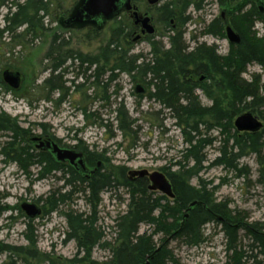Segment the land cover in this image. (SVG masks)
I'll return each instance as SVG.
<instances>
[{
  "label": "trees",
  "instance_id": "trees-1",
  "mask_svg": "<svg viewBox=\"0 0 264 264\" xmlns=\"http://www.w3.org/2000/svg\"><path fill=\"white\" fill-rule=\"evenodd\" d=\"M4 1L0 0V6ZM231 1L234 0H220L224 3V18L221 15L213 18L202 30L203 34L223 39L225 27L229 25L239 35V43H228L227 52L223 55L217 52V46L196 41H192L195 43L193 50H186L183 37L185 26L191 19L188 9L193 7L196 11L200 10L204 0H167L155 9L156 22L165 31L168 48L162 49L161 43L154 41L153 36L147 35L145 40L150 46L149 57L142 54L129 55L131 44L128 41H120V36L125 39L134 25L125 24L123 29L113 31L101 51L104 64L102 67L97 66L92 73L93 82L100 84L99 74L103 71L109 72L106 83H102L103 100L107 98L105 94L107 86L116 78L114 70L132 75L134 82L147 86L148 89L153 84V92L139 94L138 98L151 97L162 103L163 108L168 110L185 136L187 147L183 150L181 159L165 168L164 174L171 183L173 200L148 191L146 178L130 181L127 168L124 166H103L105 162L103 155L89 151V164L95 165L100 161L101 165L88 179H81L74 172L69 191L71 197L67 193L55 195L51 190L44 198L42 196L37 198L35 202H42V216L60 212L64 217L66 235L63 242L71 240L76 246L74 258L67 261V264H146L147 261L149 264H180L169 248V242L178 241L189 247H197L205 241L203 227L210 222L219 225L223 233L226 253L224 264H247L249 259L251 264H264V223H247L244 221L247 215L229 209L226 201L216 202L212 195L217 185L211 189H207L206 184L201 181L196 186L191 185V180L198 179L203 164L207 161L205 148L217 140V137L208 135L211 129H218L222 140L217 148V156L209 165L224 166L234 171L237 176H246L249 174L248 168L240 166L238 162L246 155L253 154L259 165L257 182L264 185V127L256 132L240 133L233 126V118L239 114L256 113L264 119V93L262 94L264 83H261V75L253 73L249 81L242 77L247 65L257 64L264 69V36L258 37L254 29L256 22L264 26V11L259 9V5L264 7V0H239L233 6L230 4ZM11 5L14 11L8 9L4 15L5 25L0 29V35L7 33L12 38H17L19 34L16 36L13 32L20 26H25L23 33H20L23 36L45 29L42 22L47 11L45 0H23L21 3L19 0H13ZM54 38L57 39V36ZM195 39L196 36L192 35L191 40ZM66 45L65 41L58 42L56 46L50 47L47 56L52 54L53 47H56L57 55L77 60L79 69L77 74L80 72L85 75L97 56L85 58L86 56L80 54L73 55L62 50ZM109 57L113 58L111 64H107ZM11 64L6 63L5 68L13 66ZM58 65L59 63L55 64L49 76L43 80L44 89L48 94L54 88L58 95L60 94L56 104L68 93V87H64L61 75L54 73ZM108 65L110 67H106ZM72 67L74 64L71 63L65 69ZM107 68L111 70L107 71ZM201 76L203 81L199 80ZM85 77L88 79L89 75ZM195 77L198 78L197 81L193 80ZM191 81L193 85L190 84ZM71 82L74 83V79ZM80 86L77 85L76 88L79 89ZM50 89L52 90L49 91ZM195 89L201 90L204 96L212 100L209 107L200 104L198 96L193 93ZM45 98L49 99V95ZM82 112L86 118L94 115L88 114L86 108H82ZM114 113L116 129L121 137L130 136V144L135 145L137 133L136 129H133L135 119L130 117L121 102L116 105ZM98 125L106 128L110 123L100 119ZM40 126L44 128L47 125ZM0 131L10 134L13 139H18V136L29 132L19 128L15 120L5 113L0 114ZM110 135L113 136V133ZM83 148L87 151L85 145ZM4 149V157L17 161L20 169L28 173L29 165L26 163L29 160L28 153L21 151L19 145L13 146L10 143ZM171 166H175L176 170L170 171ZM48 172L50 173V170ZM118 190L128 196L126 210L114 219L112 226L114 237L107 241L104 230L98 225L97 209L101 201L100 195L108 193L111 197H116ZM75 195L84 200L88 207L87 212L71 207L59 210L60 206L71 204L75 200ZM192 201L198 203L188 210V205ZM8 208L0 207V212ZM15 208L22 215L19 206ZM184 213H187L185 219ZM32 224L33 219L25 220L23 234L27 245L16 247L0 243V253L5 252L9 257L20 256L22 264H30V258H38L36 264L46 261V264H54L49 254H40L35 249L36 236ZM141 225L151 227V232L139 233ZM240 231L250 240L247 250H242L238 244ZM157 234H161V237L155 242L153 239ZM95 247L107 251V259L103 261L92 259L91 252ZM157 247V253L152 255ZM12 261L16 263L17 259L11 258L8 264H12Z\"/></svg>",
  "mask_w": 264,
  "mask_h": 264
},
{
  "label": "rangeland",
  "instance_id": "rangeland-1",
  "mask_svg": "<svg viewBox=\"0 0 264 264\" xmlns=\"http://www.w3.org/2000/svg\"><path fill=\"white\" fill-rule=\"evenodd\" d=\"M12 1L5 0L4 4L0 6V29L5 25L4 15L7 10L14 11L13 5H11ZM22 1L19 0L20 3ZM80 1L45 0L47 11L42 19L45 28L43 31L36 30L35 34L27 33L23 36L20 33H23L25 26H20L16 27L13 32L16 36L19 34L17 38H12L7 33L0 35V114H7L15 120L19 128L27 131H30L29 124H45L47 128H51L50 131L56 138H66L64 141L69 144L79 140L87 147V151L103 155L105 158L103 166H124L127 168V173L142 169L148 172L161 170L164 173L170 163L181 159L182 152L187 147L185 136L175 124V120L169 115L168 110L163 108L162 103L151 97L138 98L139 95L134 93L136 82L132 75L125 72L118 73V77L107 86L105 93L107 98L103 100L102 83H106L109 72H101L98 77L100 84L96 85L92 77L95 66L92 65L85 75L80 72L77 74L78 61L70 58L65 61L63 68L69 67L71 63L75 66L69 68L67 73L61 76V80L65 82L64 87H70L63 101L56 104V99L59 98L58 93L50 92V95L44 89L43 80L50 74L51 62L46 58L51 41H65L67 45L62 50L71 52L73 55L97 56V59L101 58L104 62L101 51L108 43L113 31L123 29L125 24L133 25V15L126 11H122L116 19L107 20L97 30L94 25L87 23H64L70 18ZM164 1L167 0L162 2ZM238 1H231V6ZM138 3L153 17L150 22L155 28L153 40L159 41L167 47L165 31L156 22L154 5L149 7L146 0H138ZM224 11V3H221L220 0H204L203 7L197 11L190 7L188 12L191 19L185 26L183 37L185 44L193 46L194 42H192L191 36L195 35L194 41L197 43L215 45L219 54H225L229 43L226 37L218 39L202 33L203 27L213 18L219 17L220 13ZM254 29L258 37L264 36V26L261 23L256 22ZM55 36L57 39L54 38ZM120 41H128L131 44L129 55L142 54L149 57L150 46L145 40V35L140 34L135 27L130 29L129 35L125 39L121 35ZM53 53H55L54 50ZM8 62L12 63L11 65L14 67L5 68V64ZM112 62L113 58L109 57L107 64ZM101 65L103 63H97L98 67ZM5 70L19 72L20 84L16 89L9 88L3 82L2 73ZM253 73L260 74L261 83H264V69L257 64L247 65L242 77L249 81ZM76 74L78 78L74 81L84 83V87L78 93L72 92L75 82H70ZM88 75L86 81L85 76ZM193 80L197 81L198 78L195 77ZM192 83L193 81L190 82L191 85H193ZM146 88L147 92L154 91V87L148 89L146 86ZM193 93L198 96L202 106L209 107L212 104V100L204 96L201 90L195 89ZM263 93L264 91H262ZM47 95H49V99L45 98ZM119 102L124 105L130 117L135 119L133 128L137 132L135 145L130 144V136L121 137L120 132L116 129L114 109ZM82 108H86L88 114L93 113L94 115L86 118ZM252 115L257 117L264 127V119L256 113ZM237 116L233 118V121ZM100 119L108 121L110 126L100 127L98 125ZM31 130L38 133L36 126H33ZM111 133L113 136L110 135ZM208 135L217 137V140L205 148L204 154L207 161L203 164L204 167L199 173L198 179L191 180V185L196 186L200 181L206 184L207 189L217 185L212 195L216 202L226 201L229 209L247 215L244 220L247 223H264V185L257 182L259 165L255 156L248 154L238 162L240 166L248 168L249 174L246 176H237L234 171L224 166L209 165L217 156V148L221 143L222 136L218 129L209 130ZM3 141L4 138L0 134V147ZM35 170L36 168H32L26 174L14 163L3 165L0 159V207H9L0 212V243L2 244L16 247L27 245L23 234L27 217L20 215L15 207L22 202H35L37 198L47 196L52 189L59 185L50 176L39 181L36 180L37 172ZM174 170L176 167L171 166L170 171ZM79 197L75 195V200L71 204L62 205L59 210L63 211L71 207L87 212V205ZM100 198L101 201L97 209L98 225L104 230L105 239L110 241L114 237L112 229L114 219L126 210L128 196L118 190L116 197L102 193ZM32 225L36 236L35 249L40 254L51 252L54 264H67V261L74 258L75 242L71 240L63 242L66 235V224L60 212L41 215L33 220ZM151 229L147 225H141L139 233H149ZM203 230L206 236L205 241L197 247H189L178 241L169 242V248L180 264L225 263V239L220 226L210 222L203 227ZM160 237L161 234H157L153 240L158 242ZM238 240L240 248L247 250L250 240L242 231L238 232ZM107 256L108 252L99 247H95L91 252L92 259L96 261H103L107 259ZM11 258L17 259L16 263L13 260L12 264H22L20 256L9 257L5 252L0 253V264L10 263ZM37 261L38 258H30V264H36ZM247 264H251V259L247 261Z\"/></svg>",
  "mask_w": 264,
  "mask_h": 264
},
{
  "label": "flooded vegetation",
  "instance_id": "flooded-vegetation-1",
  "mask_svg": "<svg viewBox=\"0 0 264 264\" xmlns=\"http://www.w3.org/2000/svg\"><path fill=\"white\" fill-rule=\"evenodd\" d=\"M146 1L149 4V7H151L150 5H154L155 9L165 2V1L162 2L163 0H158V1H156V2L151 4L150 3L151 0H146ZM130 2H131V5H132V9L130 11H128V12H131V14H132L133 11H136L137 14H138V18H135L133 16V19H134L133 20V25H134V27L136 29L139 30L140 34L147 36V34L141 33L140 18L146 15V16H148L150 18V22H151L153 17H152L151 14H149V12L146 9L144 10V9H142L140 7V5L138 3V0H130ZM159 2H162V3L159 4ZM80 3H81V1L77 5V7L80 5ZM76 8L74 9V11L76 10ZM74 11H73V13H74ZM220 15H221L222 18H224L225 12H221ZM64 23H67V22L65 21ZM69 23L73 24V22H68L67 24H69ZM153 35H154V33L150 34V36H153ZM192 41H194V40H192ZM58 42H60V41H51V44H50L51 48L54 45L56 46V44ZM156 42H159V41H156ZM159 43H161V42H159ZM167 45H168V42H167ZM186 46H187L186 50L187 51H191V50H193V48L195 46V43H194L193 46H188V44H186ZM160 47L162 49L168 48V46L165 47L163 43L160 44ZM53 50L56 51V47H53ZM64 58H65L64 56L57 55L56 53H53V54H50L49 56H47L46 60L51 62V67L49 68V71L52 70V67H55V64L59 63V65L55 69L54 73L55 74L59 73L61 76H62V74L67 73V69L63 68V66H64L65 61L67 59H70V58H69V56L66 57L65 59ZM85 58H87V57H85ZM85 61H87V59H85ZM93 61H95V62L97 61V63H100V62L103 63V59H101V58H98L96 60L93 59ZM95 62L93 63V65L96 68L97 64H95ZM102 66L103 65H101L100 67H102ZM84 67H86V66L84 65ZM82 68H83V66H82ZM77 70H78V68H77ZM109 70H111V69H109ZM118 73H120L118 70H114L113 71V74L116 75V78L118 77ZM76 76H77V74L74 77L78 78ZM149 78H150V76H149ZM202 78H203V76H201L199 78V80H202ZM85 79L87 81V78H85ZM71 83H73V82H71ZM77 85H81L79 89L76 88ZM135 86H136V84L134 85V88H135ZM83 87H84V83L83 82L82 83H74V85L72 87V92L78 93ZM151 87H153V84L150 85L149 89ZM145 88H146V86H145ZM51 90L52 89H50L49 91H51ZM69 90H70V87H68V92H69ZM146 91H147V88H146ZM51 92L54 93V92H57V91L54 88ZM59 96H60V94H59ZM63 99L61 100V102L63 101ZM152 99L156 100L155 98H152ZM29 126H30V129H29L30 131L26 135L18 136L17 137L18 139H13V137L10 134L5 133L3 131H0V134L4 138V141L2 142L1 147H0L1 163L3 165H7L9 163H14L17 166V168L20 169L19 163L17 161L7 160L4 157V154H3V150H5L4 148H5V146L7 144L9 145V143H10L13 146L14 145H19V147L21 148V151H26L28 153L29 160H28V162H26L29 165L28 169L30 170L32 168H36L35 171L37 172V175H36L35 179L39 181L40 179H45L48 176H50V177H52L54 179V181L59 183V185L57 187L52 189L53 192H55V195L67 193L68 196L71 197V193L69 191H70V188H71V185H72V179H73L74 172H75L76 176H78L79 178L88 179V178H90L92 175H94L97 172L98 168L101 165V162L98 161L95 165L89 164L88 157H90V153L88 151L84 150L83 144L79 140H77V141L75 140L76 142H74L73 144H69L66 141H64L66 138H64V139L56 138V136L50 131L51 128H47V126H45L44 128L41 127L40 124H36V125L29 124ZM33 126L37 127L38 133H34V131L31 130V128ZM49 142L50 143L54 142L61 149H68V150H72V151H74L76 153L81 154L82 155V159H83L84 164H85V167H86V171H84L83 173H78L76 171L77 161H75L74 164H70L69 161H57L54 158L53 154H51L48 149H45L46 148V144L49 143ZM20 170L22 172H24L22 169H20ZM29 170H28V172H29ZM49 170H50V173L48 172ZM41 173H42V175H41ZM26 174H28V173H26ZM127 175H128V173H127ZM128 178H129L130 181H135L136 179H140V178H146L147 179V189H148L149 180H148L147 177H138V175H134V176L133 175H131V176L128 175ZM148 191H151V190L148 189ZM152 192H154L155 195H162V196L168 198L167 196L161 194L158 191H152ZM168 199L169 200H173L174 196H173V198H171V199L168 198ZM36 204L41 209V214H40V216H41L42 212H43L42 202H40L39 204L38 203H36ZM19 209H20V206H19ZM20 211H21V209H20ZM21 213H22V215L24 217H26L25 214L22 211H21ZM44 254H46V253H44ZM48 254L50 256L52 255L51 252H49ZM46 263H47V261L45 263L42 262V264H46Z\"/></svg>",
  "mask_w": 264,
  "mask_h": 264
},
{
  "label": "water",
  "instance_id": "water-1",
  "mask_svg": "<svg viewBox=\"0 0 264 264\" xmlns=\"http://www.w3.org/2000/svg\"><path fill=\"white\" fill-rule=\"evenodd\" d=\"M156 1L158 0H151L150 3L152 4ZM131 9L132 5L130 0H81L80 5L76 8L74 13L66 22H73L77 24L87 23L94 25L98 29L101 28L104 22L107 20L115 19L122 11H130ZM132 15L135 18H138L136 11H133ZM140 23L141 33H146L149 35L154 33L155 29L150 23V18L148 16L145 15L141 17ZM225 35L228 42L231 44H236L240 41L239 35L234 32L229 25L225 27ZM2 78L3 82L13 89H16L20 84V75L17 71L5 70L2 73ZM135 92L137 94H143L145 91L142 87L137 85ZM233 124L235 129L239 132H256L262 128V123L251 113H244L237 116ZM45 149H48L57 161H69L70 164H74V162L77 161L76 171L78 173H83L86 171L81 154L72 150L61 149L54 142L47 143ZM128 175H138V177L147 176L151 182L149 189L158 190L169 197L173 196L171 185L161 172L153 171L148 173L146 170H137L129 172ZM196 204L197 202L194 201L189 205L188 208L192 209ZM20 209L30 219H35L41 214L40 207L36 203L32 202H22L20 204ZM186 217L187 215L185 214L184 218ZM157 251L158 247L155 249L152 255L157 253ZM152 255L150 257H152ZM146 264H149V262L147 261Z\"/></svg>",
  "mask_w": 264,
  "mask_h": 264
},
{
  "label": "bare ground",
  "instance_id": "bare-ground-1",
  "mask_svg": "<svg viewBox=\"0 0 264 264\" xmlns=\"http://www.w3.org/2000/svg\"><path fill=\"white\" fill-rule=\"evenodd\" d=\"M261 7H262V10H261ZM259 9H260V11H264V7H263V5H259ZM225 37H226V35H225ZM226 39H227V37H226ZM227 41H228V40H227ZM137 85H139L138 82H136V86H135L134 90L136 89ZM139 86L142 87V88L144 89V91H145L144 94L147 93L146 88H145L144 86H141V85H139ZM134 93L137 94L135 91H134ZM137 95H139V94H137ZM234 120H235V119H234ZM233 123H234V121H233ZM233 126H234V124H233ZM234 128H235V127H234ZM235 130H236V129H235ZM236 131H237V130H236ZM238 132H239V131H238ZM142 170H145V169H142ZM146 171H147V170H146ZM147 172H148V171H147ZM152 172H153V171H152ZM158 172H161V171H158ZM148 173H151V172H148ZM161 173H162V174L167 178V180L169 181L168 177H167L163 172H161ZM143 177H147V176H143ZM147 178H148V177H147ZM148 180H149V178H148ZM169 183H170V181H169ZM149 185H151L150 180H149ZM149 185H148V189H149ZM170 185H171V183H170ZM149 190H151V189H149ZM151 191H158V190H151ZM171 191H172V186H171ZM158 192H160V191H158ZM160 193H161V192H160ZM172 193H173V192H172ZM161 194H163V193H161ZM163 195H165V194H163ZM165 196H167V195H165ZM173 196H174V194H173ZM173 196H172V197L167 196V197L171 199V198H173ZM192 202H194V201H192ZM192 202H191V203H192ZM196 202H197V201H196ZM191 203H190V204H191ZM197 203H198V202H197ZM190 204H189V205H190ZM189 205H188V207H189ZM196 205H197V204H196ZM188 210H190V209L188 208ZM185 214L187 215V213H184V215H185ZM184 215H183V219H185V218H184Z\"/></svg>",
  "mask_w": 264,
  "mask_h": 264
}]
</instances>
